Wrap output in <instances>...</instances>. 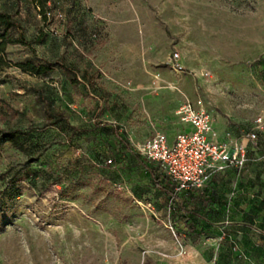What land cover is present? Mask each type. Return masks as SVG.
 I'll return each instance as SVG.
<instances>
[{"label":"rangeland","instance_id":"1","mask_svg":"<svg viewBox=\"0 0 264 264\" xmlns=\"http://www.w3.org/2000/svg\"><path fill=\"white\" fill-rule=\"evenodd\" d=\"M0 11L28 43L7 44L5 58L51 66L0 70V129L12 132L0 136V264H264V135L239 171L210 178L213 200L194 207L193 228L150 181L155 171L167 185L161 170L135 154L154 132L182 128L184 99L239 136L264 116V0H47L43 14L0 0ZM138 18L181 71L121 58L114 27L131 19L139 33Z\"/></svg>","mask_w":264,"mask_h":264},{"label":"built area","instance_id":"2","mask_svg":"<svg viewBox=\"0 0 264 264\" xmlns=\"http://www.w3.org/2000/svg\"><path fill=\"white\" fill-rule=\"evenodd\" d=\"M167 62L175 71L183 69L176 51L169 53ZM174 114L182 128L171 139L160 131L154 132L140 143L136 152L161 170L175 194L202 189L212 176L223 174L227 169L239 171L245 163L246 144L255 145L264 134L261 114L253 119L251 129L239 137L228 130L219 137L212 126L211 113L194 107L187 99L177 105Z\"/></svg>","mask_w":264,"mask_h":264},{"label":"trees","instance_id":"3","mask_svg":"<svg viewBox=\"0 0 264 264\" xmlns=\"http://www.w3.org/2000/svg\"><path fill=\"white\" fill-rule=\"evenodd\" d=\"M30 1L35 3L36 6L40 8V13L42 14L44 13L45 3L47 0H30ZM13 14L8 13L6 11H0V70H2L7 66L12 65L18 68L20 71L32 75H40L48 72L51 68L50 64L48 65L45 63L35 64L30 60L10 63V61H8L5 58L4 49L7 44H17V43L28 44L20 35L13 36L10 33L11 29L16 28L18 26L17 25L18 23L16 19H14ZM71 82L72 84L78 82L74 75L72 76ZM39 97L44 107V112L47 114V116H52L53 113L51 111L49 101L42 95H39ZM11 135L12 132L4 131L0 129V136L10 138ZM121 142L125 148H128V143L125 140H121ZM135 154L138 155L137 152H135ZM138 157L140 156L138 155ZM136 162H138L137 159ZM149 179L154 186H156L158 189L164 192V194L168 199V203L173 207V211L179 212V216L182 219H184V222L188 220L189 222V224L187 225L188 228H193V223H191V221L189 220H191L192 218H200V216L197 215L194 207L200 205L201 208H204L208 206L213 200L210 191L204 190V188L188 189L175 194L172 192L171 183L167 180L168 182L167 185L166 184L162 185L160 180H158V177L155 175V171L149 172Z\"/></svg>","mask_w":264,"mask_h":264},{"label":"crops","instance_id":"4","mask_svg":"<svg viewBox=\"0 0 264 264\" xmlns=\"http://www.w3.org/2000/svg\"><path fill=\"white\" fill-rule=\"evenodd\" d=\"M138 26L140 28L139 33L134 30L135 21L131 19L117 23V25L114 27V29L117 30L118 33L117 35H115V38H119V41L114 42L115 49L120 53L122 59L130 60L133 64L137 63L139 57L142 56V68L144 70L146 69V66L151 62H158L161 67H164L169 55V46L167 40L159 32L155 34L147 33L146 25L143 23V20L141 18H138ZM187 26L189 29L187 32V41L191 44V46H194L195 39L193 38L194 34L192 16L187 18ZM190 57L197 62H201L207 59H211V54L210 52L208 53L207 50L193 48L190 50ZM180 63H183L182 58ZM130 66L131 68L136 67L132 64L129 65V67ZM162 78H164L165 80V78L167 77L163 76ZM212 126L217 131L219 137L224 131H230L229 129L218 127L214 120L212 121ZM230 133L235 137H239V135H235L231 131Z\"/></svg>","mask_w":264,"mask_h":264}]
</instances>
